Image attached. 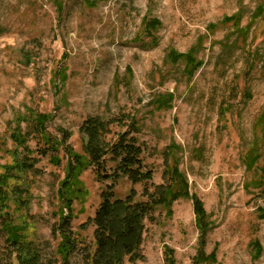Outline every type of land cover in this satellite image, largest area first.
Listing matches in <instances>:
<instances>
[{
    "label": "rangeland",
    "instance_id": "rangeland-1",
    "mask_svg": "<svg viewBox=\"0 0 264 264\" xmlns=\"http://www.w3.org/2000/svg\"><path fill=\"white\" fill-rule=\"evenodd\" d=\"M59 1L61 12L51 0H0V173L13 165L16 154L25 153L10 134L29 132L36 114L49 115V133L60 137L59 129L67 131L68 145L80 155L84 120L134 115L144 162L153 171L149 188L163 183L164 149L180 146L179 169L189 191L203 202L211 225L204 250L206 255L214 252L216 262L198 261L192 202L180 198L171 216L161 208L156 224L146 223L143 260L124 264H166V249L172 251L174 264H264V197L250 187L264 166V146L250 170L241 159L261 137L257 120L264 109V0ZM259 9V16L250 19ZM240 12V29L234 33L233 22L223 25L222 20ZM144 18L157 21V27L146 32ZM246 27L248 36L242 34ZM196 45L193 56L202 65L190 77L187 61L172 62L168 54H186ZM168 94L173 95L172 108L156 109L157 100ZM36 143L27 135L32 157ZM60 157L57 167L37 157L36 174L12 172L18 179L12 178L10 187L28 192L18 198L7 190L0 210V264H22L32 252L37 264H61L56 225L66 160L63 153ZM111 184L97 182L91 170L80 176L84 197L72 203L71 226L85 243L70 264H85L81 253L92 244L94 230L88 220ZM143 188L120 178L113 193L124 199L133 190L135 201H141ZM74 190L71 196L78 195ZM6 215L22 229L25 242L19 248L6 241L1 225ZM84 223L86 229L80 231Z\"/></svg>",
    "mask_w": 264,
    "mask_h": 264
},
{
    "label": "trees",
    "instance_id": "trees-1",
    "mask_svg": "<svg viewBox=\"0 0 264 264\" xmlns=\"http://www.w3.org/2000/svg\"><path fill=\"white\" fill-rule=\"evenodd\" d=\"M51 1L56 10L61 12V2L59 0ZM84 1L86 3L89 2V0ZM260 12L259 9L250 19L254 20L259 16ZM241 18V12L226 16L222 20V24L233 22L236 26L234 33H238ZM156 24L157 21L155 20L143 19V26L146 32L156 28ZM210 26L213 29L214 25ZM248 29L249 27L244 28L242 34L245 33L248 36ZM198 50L199 46L196 45L186 54L170 52L168 59L172 60V62H178L179 59L186 60V65L191 67L190 71H188L191 77L202 65L193 56ZM172 101L173 95L168 94L165 98L157 100L156 109H171ZM48 118L49 115L36 114L31 119L29 132H21L18 136L13 131L10 134L11 141L18 147H22L25 153L24 155L15 153L17 157L13 160V165L6 167V171L0 173V210L5 207L9 188V193L18 198L28 192L26 187L16 185L10 187L12 182L10 183L9 181L12 178L14 180L18 179L17 176L14 178L12 175L14 170L21 176L29 173L36 174L37 157L48 158L49 163L57 167L61 163L60 153H63L66 160V168L64 180L58 189L60 217L56 225V231L60 236L56 254L61 257V264H70V258L78 250V246L85 243L78 232L72 230L71 223L73 218L72 203L78 196L82 199L84 197L81 195L82 191H79L80 176L87 170L93 171L97 182L110 181L112 184L108 190L101 193V203L93 218L88 220L93 225L94 230L92 244L85 247L81 253L85 264H124L125 261L135 262L143 260L140 247L146 223L156 224V211L161 208L166 211L167 216H171L172 205L180 198L189 199L192 202L196 226L199 232L198 261L210 259L212 263L216 262L215 253L211 252L206 255L204 250L206 236L211 225L203 202L196 194L189 191L187 177L179 169L180 157H177L178 152L181 150L179 145H169L164 149L162 153L165 167L162 174L163 183L157 186L152 185L149 188L153 179V171L144 162V148L136 137L140 132V128L134 115L123 113L109 118L97 115L84 120L79 127V132L85 137L84 155L74 152L68 145L69 133L67 131L59 129L60 137L47 131ZM257 127L261 131V137H258L259 143H252V148L246 158L245 154L241 157L247 170H250L262 156L260 150L264 146V109L258 117ZM29 134H32L37 140L32 151L36 157L31 156L30 148L26 146L27 135ZM258 172V179L255 180L256 176L253 177L250 180V187L256 186L259 189L258 196L264 197V166L260 167ZM120 178L128 179L133 185L142 184L144 187L142 192L144 200L135 201L136 193L133 190L124 199L116 198L113 188ZM73 187H75L74 191L77 192V196H71ZM18 200L26 204V201ZM63 208L67 212L66 214ZM1 218L3 220L1 223L2 229L7 234V243L10 246L19 248L25 242L24 235L21 233L22 229L9 222L7 215L6 217L1 216ZM79 229L84 231L86 223L82 224ZM257 253L259 254V249ZM27 257L26 261H21L22 264H37L36 253L32 252ZM165 261L166 264H174L170 249H166Z\"/></svg>",
    "mask_w": 264,
    "mask_h": 264
}]
</instances>
